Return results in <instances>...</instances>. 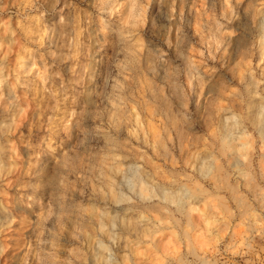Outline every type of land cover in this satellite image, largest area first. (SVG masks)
<instances>
[{
  "label": "rangeland",
  "instance_id": "rangeland-1",
  "mask_svg": "<svg viewBox=\"0 0 264 264\" xmlns=\"http://www.w3.org/2000/svg\"><path fill=\"white\" fill-rule=\"evenodd\" d=\"M246 1L184 0L181 10L180 0H0V264H264L263 189L257 198L238 186L242 204L224 185L190 183L202 195L179 211L157 195L143 199L127 169L134 160L152 180L146 160L163 162L145 99L151 109L169 99L196 126L187 170L195 152L209 153L188 63L207 68L210 86L227 80L223 100L210 104L214 119L233 109L254 131L248 103L264 99V0ZM163 108L153 121L166 120ZM166 122L171 146L178 133ZM225 165L232 183L242 180ZM120 193L128 198L117 201Z\"/></svg>",
  "mask_w": 264,
  "mask_h": 264
},
{
  "label": "bare ground",
  "instance_id": "bare-ground-1",
  "mask_svg": "<svg viewBox=\"0 0 264 264\" xmlns=\"http://www.w3.org/2000/svg\"><path fill=\"white\" fill-rule=\"evenodd\" d=\"M246 2L249 3V0ZM183 7H184V0H180L181 10L183 9ZM195 10H196V8H195ZM36 24H37V22H36ZM261 25L264 28V14L262 16ZM236 46L239 47V45H236ZM196 62H197V60H196ZM229 65L231 66V63ZM236 65H238V63ZM236 65L232 66L231 69H229L230 75L232 76V78L237 75L236 68L238 69V67H236ZM203 67H204V65H203ZM248 67H250V66H248ZM156 69H157V67H156ZM187 70H188L189 76L192 80V86H191L192 93H193V96L195 97L196 105L198 107V111H199V114L201 116V119H200L201 124L203 125L204 129L210 131V133L213 136V138L211 139V141L208 145V148L210 149V151L208 150L209 153H205V151H202L204 153H198V151H199L198 150L197 151L198 154H197L194 151L196 154L195 160H193L194 163L191 164V166L193 168V172H190L189 170H187V160L185 159L186 157L185 158H183V157H184V155L189 154V152H187L186 154H183V152L187 147L186 145L193 146L194 141L199 139L200 133H198L194 136H190V132H191L190 130L194 129L196 126H194V124L192 126L186 125V124L190 123L186 113L182 114V116L175 115L174 114L175 111L172 107V103L168 99L167 103H166V107H164V108L162 107V108L165 112L166 120L171 121L175 124V128H176L177 133H178L177 139H174L173 137L169 139V140H171V144H172L170 146L167 143V141L165 142L162 138L163 137L162 132H165L167 134L166 136L170 137V129L171 128H169L167 126L166 120L163 121V119H162V122H160V123H157L159 120L157 122L153 121V120H155L154 117L159 115V113L162 111V108L159 107L160 105L156 104L155 107L151 109L152 104L150 105V103L146 99L144 100V98H143L145 108L149 109L148 113H149L150 117L147 120V125H148L149 130L152 133V138H153V141L155 142V150H157V155L161 156L163 158V162L162 163L158 162V160L157 161L154 160L155 162L149 161L151 159L146 160V162L149 164V167L153 171L152 180H148L145 177L146 174L144 175L140 171V167L136 163V161L129 160L127 163V169L129 170V173H130L129 182H130L132 187H134L136 190L140 191V194H141L143 199L148 198L147 200H149V199H152V197L154 195H157L158 198L161 199V201L171 200V201L175 202L176 205L178 206V210L186 208V203L189 204L191 201H193L194 198L197 197V195H199V194L202 195L201 192L199 194L196 193L197 195L193 191L191 192V189L189 186L190 183L198 184L205 191L208 189L207 186L209 185L208 184L209 182H210V184L215 186V188L216 187L220 188L221 186L224 185V187L230 188L231 191L233 192V199L237 200L238 202H241L242 204H244V203L246 204L248 201V196L243 195L241 193L242 190L239 191V193H238V190H237V188H239L238 186H244V187L250 189L251 191H253L252 195H254L257 198L259 196L261 189H263V191H264V188H263L264 187V99H262V100L258 99L255 101L253 100L254 102L251 101L252 103H248L249 113L253 116V120H252L253 127H254L253 132L249 131V128L246 125V123L244 122V120H242L240 118L241 116L239 117L237 115V113H235L233 111V109H229V108L225 109L223 112H221L219 114V118L216 120V118L214 119V114L212 112L210 104H212L215 100H219V99L223 100L221 98L225 97L224 93H225V90H227L226 89L227 80L220 78L214 84H211V86H210L207 83V81L209 80V73H208L207 68L201 69V67L198 64H196L195 67L192 68V65L190 63H188ZM193 70L196 73H193ZM209 70L211 71V69H209ZM191 72H192V74H191ZM7 75H8V73H7ZM249 76H251V73ZM255 77H253V78H255ZM255 79L254 80L252 79V80L256 81ZM152 80H154V79H152ZM258 80H259V78H258ZM169 82H170V80H169ZM141 89H143V86L141 87ZM161 89H160V91H161ZM169 90H170V88H169ZM174 90H175V96L178 97L176 87ZM238 91H240V90L238 89L237 92ZM160 94H161V96H160ZM160 94H158L159 95L158 97L162 102L167 97L165 96V94H162V93H160ZM233 94L235 95L236 93H233ZM6 95L8 96V94H6ZM227 95H229V94H227ZM260 97L262 98V96H260ZM234 98H236V96L235 97L234 96H231V97L228 96L229 104L231 106L230 108L235 107V106H239L240 108H242L243 105L241 103H239L240 100H239V102H236V99H234ZM3 102L5 104V101H3ZM173 106H175V105H173ZM219 108H221V107H219ZM133 110H135V109H133ZM243 113H245V112H243ZM238 114H239V112H238ZM194 133H192V134H194ZM145 136H147V135H145ZM201 142H202V140H201ZM204 143L205 142H203V144ZM205 146H206V144H205ZM193 148H194V146L192 147V150H190L191 152L193 151ZM205 148L206 147H204L203 150H205ZM12 149H14V148H12ZM186 150H185V152H186ZM194 150H196V149L194 148ZM191 152H190V154H192ZM145 155H146V153H145ZM225 162H227L230 166H232L235 169L236 173L238 172L240 178H242V180H240V181L237 180V184H234L235 181L232 183L231 172L227 169ZM125 165H126V163H125ZM164 166H170L171 169L173 170V172L172 173H166V168ZM150 179H151V177H150ZM204 180H205V183L203 184ZM204 190H203V192H204ZM209 190H211V188ZM217 193L220 194L219 192H217ZM217 193H214L215 196L217 195ZM261 194L264 195V192L260 193V195ZM205 195L206 194L204 193L205 199H208V197H210L209 194H208L209 196L207 195V198L205 197ZM223 195H222V197H223ZM127 198H128V196H126V194L120 193L117 201L127 199ZM204 198L202 200L201 199H198V200H201L203 202ZM214 199H216V197ZM223 199H224V197H223ZM225 199H224V202H225ZM261 199H262V197H261ZM220 200H222V199H220ZM263 200L264 199H262L261 201H263ZM206 201L207 200H205V202ZM258 201H259V203H263V202H260V200H258ZM210 202H211V200H210ZM153 203H155V202L153 201ZM156 203H158V202H156ZM164 204H165V202H164ZM247 204H249V203H247ZM116 205H118V204H116ZM155 205L156 204H153L152 206L155 208L156 207ZM142 206H144V205H142ZM157 206H159V205H157ZM163 207L164 206H161L159 210H161L160 212H163V214H164V210H162ZM244 207H245V205H244ZM138 208H140V207H138ZM155 209L158 210V208H155ZM176 210H177V207H176ZM117 211L118 210H115V212H113L110 216V219H111L113 224H115L116 221L118 222V219L120 218V214ZM179 211H181V210H179ZM185 212H186V210H185ZM143 213H144V210H143ZM180 213H182V212H180ZM132 214H131V216H132ZM187 214H190L188 212V210H187V213L185 216H190ZM123 215H125V214H123ZM207 215H208V213H207ZM172 216H173V214H172ZM176 217H178V216H176ZM206 217H208V216H205V218ZM140 218L142 221L146 220V219H144V217H140ZM190 218H192V217H190ZM189 219H188V221H189ZM207 219H204V220H207ZM159 220H161V218ZM190 221H193V219L192 220L190 219ZM193 223H194V221H193ZM190 224H191V222H190ZM191 225H190V227H192ZM194 227H195V225H194ZM186 231H188V230L186 229ZM110 237L113 238V235H111ZM109 255L110 256L112 255L111 251H109Z\"/></svg>",
  "mask_w": 264,
  "mask_h": 264
}]
</instances>
